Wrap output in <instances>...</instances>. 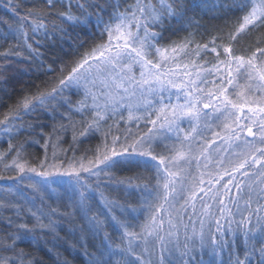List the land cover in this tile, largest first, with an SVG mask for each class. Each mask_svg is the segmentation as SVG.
Returning <instances> with one entry per match:
<instances>
[{"label": "snow or ice", "instance_id": "6c2138e0", "mask_svg": "<svg viewBox=\"0 0 264 264\" xmlns=\"http://www.w3.org/2000/svg\"><path fill=\"white\" fill-rule=\"evenodd\" d=\"M4 7L0 264H43L18 247L41 241L54 264H71L64 245L84 264H264V35L236 49L264 28V0ZM197 9L242 15L199 43ZM70 29L85 33L74 46ZM86 140L98 142L81 152ZM29 144L44 151L38 163Z\"/></svg>", "mask_w": 264, "mask_h": 264}, {"label": "trees", "instance_id": "16d2710c", "mask_svg": "<svg viewBox=\"0 0 264 264\" xmlns=\"http://www.w3.org/2000/svg\"><path fill=\"white\" fill-rule=\"evenodd\" d=\"M6 2V0H0V18H3L5 20H8L9 22H11L12 20V16L9 10H6L4 7V3ZM215 2V0H207V3L209 5V7H211V5ZM189 15H194V19L199 21L202 25H204V27L200 28L197 32V36L196 39L199 43H206L209 42L212 38V36L216 35V33L214 31H210L207 29H210L212 25H215L217 27H224L225 24L227 23L229 26H231L232 24H236L238 23V18L242 15L239 12H229L227 15H224L223 13H218L215 11H208L206 13H201L199 9L196 10L195 14L190 13ZM5 25L4 24H0V32L5 30ZM195 27V26H194ZM71 33V37L72 39L69 41V44H72L73 46L75 45L76 42H78V39H82L85 37V33L84 32H80L79 29L73 31V30H69ZM79 32V37L77 36V33ZM182 34V33H181ZM167 35V33L165 34ZM264 35V28H259V29H253L251 33H247V34H242L241 38H240V43H238L236 45V49H237V54H240V50L245 48L247 45L249 44H255V42L261 38V36ZM91 38H89L90 40ZM69 44H64L63 47L65 50H68L69 48ZM211 44L209 45V48H211ZM259 46H264V44L259 45ZM5 47H7V45L5 44ZM81 51H83V49H81ZM222 51V50H221ZM214 54L209 52L207 53L206 58L207 59H213ZM65 59H68L67 57H65ZM59 61L56 64V68H57V73H51L49 74V76H55L58 74L59 71ZM66 74V72H65ZM48 77H40V80H44L47 79ZM24 79H28V78H24ZM36 83H39V80L35 81ZM55 82V81H53ZM18 87V85H16ZM19 95L18 92L13 93L12 96V100L14 101L16 96ZM71 95V94H69ZM71 98L73 101H75L76 99H78L79 97L77 95H71ZM3 109L0 108V113H2ZM63 111V110H62ZM45 123H47L49 125L48 128H45V131H50L51 130V124L53 123L52 119L50 117L44 116L41 118ZM57 119H59V117L57 116ZM188 125L185 124L184 127H187ZM133 129L135 130V125L132 126ZM37 131H39V129H37ZM71 140V134L69 133L67 138L64 140V142L61 144V147L63 148H68L69 146V141ZM98 141L97 140H91V141H84L83 144L80 145V151L82 152L84 150V148L88 147L89 145H95ZM40 143H43V139H40ZM7 148V143L3 138H0V150H3ZM163 146L161 145L160 147L157 148V152L162 151ZM27 152L30 154L28 159L30 162L33 163H38L39 159L43 157L44 155V151L43 149L40 147V145L37 144H29L27 147ZM49 154H51V148H49ZM80 152H77V155H79ZM69 156L72 155L71 151H69L68 153ZM11 159V157H9V160ZM2 164H0V168H2ZM141 169H137V168H132L131 170H126L123 172L118 173L119 176H132L133 173L140 171ZM0 183H4L3 181H0ZM123 196V194H121V197ZM130 202L135 203V196L129 198ZM123 202V199H122ZM141 219H143V214H141ZM107 231L109 233H111L112 238L114 241L118 242V233L114 232L111 228L107 229ZM61 236L65 235V232H60ZM49 240H51V237H48ZM30 243H31V247H30ZM89 243L91 244L92 241L90 240ZM18 247H22L27 251L32 252V254L37 258L38 261H42L43 264H54L55 261V251L56 249L52 248V244H48L45 245L43 243V241H41L40 243H36V242H25L24 244H20L18 245ZM49 249H52V252L50 253ZM58 251L61 253V258H66L67 260H69L71 262V264H84V258L82 257V255L78 252L75 251L71 248H69L67 245H64L63 247H60L58 249Z\"/></svg>", "mask_w": 264, "mask_h": 264}]
</instances>
